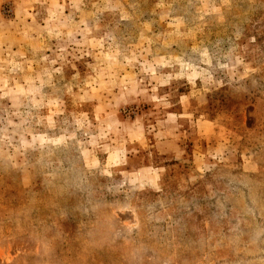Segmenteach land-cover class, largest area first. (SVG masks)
I'll return each instance as SVG.
<instances>
[{
    "label": "rangeland",
    "instance_id": "374dc122",
    "mask_svg": "<svg viewBox=\"0 0 264 264\" xmlns=\"http://www.w3.org/2000/svg\"><path fill=\"white\" fill-rule=\"evenodd\" d=\"M0 264H264V0H0Z\"/></svg>",
    "mask_w": 264,
    "mask_h": 264
}]
</instances>
